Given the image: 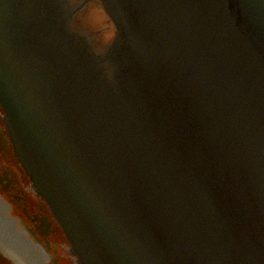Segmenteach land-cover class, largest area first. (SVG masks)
<instances>
[{
    "label": "water",
    "instance_id": "95a60500",
    "mask_svg": "<svg viewBox=\"0 0 264 264\" xmlns=\"http://www.w3.org/2000/svg\"><path fill=\"white\" fill-rule=\"evenodd\" d=\"M101 1L111 80L61 0H0V104L72 252L264 264V0Z\"/></svg>",
    "mask_w": 264,
    "mask_h": 264
},
{
    "label": "flooded vegetation",
    "instance_id": "af4514ba",
    "mask_svg": "<svg viewBox=\"0 0 264 264\" xmlns=\"http://www.w3.org/2000/svg\"><path fill=\"white\" fill-rule=\"evenodd\" d=\"M65 1L80 3L84 0ZM101 10L98 0H89L83 4L81 12ZM111 30L112 24L106 17L101 38L104 39L105 31L109 33ZM104 43L100 39L98 46L102 47ZM0 264H78L76 257L70 253L60 224L32 187L29 176L14 154L1 105Z\"/></svg>",
    "mask_w": 264,
    "mask_h": 264
},
{
    "label": "rangeland",
    "instance_id": "374dc122",
    "mask_svg": "<svg viewBox=\"0 0 264 264\" xmlns=\"http://www.w3.org/2000/svg\"><path fill=\"white\" fill-rule=\"evenodd\" d=\"M105 12L103 13L101 11H93L87 13H79L77 14V19L81 20V23L84 25V29L92 32V34H95V44L98 45L100 42V39L103 35V31L105 29V18L106 16L104 15ZM101 35V37H100ZM108 33L105 31V36L103 40L108 39Z\"/></svg>",
    "mask_w": 264,
    "mask_h": 264
}]
</instances>
